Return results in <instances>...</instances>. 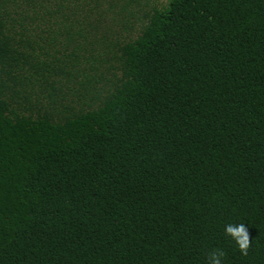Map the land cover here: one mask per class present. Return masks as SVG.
Returning <instances> with one entry per match:
<instances>
[{
  "label": "trees",
  "instance_id": "1",
  "mask_svg": "<svg viewBox=\"0 0 264 264\" xmlns=\"http://www.w3.org/2000/svg\"><path fill=\"white\" fill-rule=\"evenodd\" d=\"M216 249L264 264V0H0V264Z\"/></svg>",
  "mask_w": 264,
  "mask_h": 264
},
{
  "label": "clouds",
  "instance_id": "2",
  "mask_svg": "<svg viewBox=\"0 0 264 264\" xmlns=\"http://www.w3.org/2000/svg\"><path fill=\"white\" fill-rule=\"evenodd\" d=\"M225 234L230 236L238 245L242 255L247 256L248 249L251 246V240L244 224H227L224 228ZM207 264H222V258L225 255L222 250L216 249L208 254Z\"/></svg>",
  "mask_w": 264,
  "mask_h": 264
}]
</instances>
